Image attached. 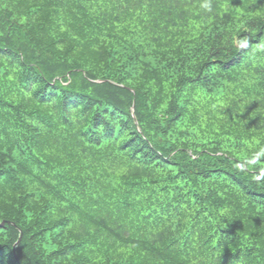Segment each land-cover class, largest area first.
<instances>
[{"label": "trees", "instance_id": "obj_1", "mask_svg": "<svg viewBox=\"0 0 264 264\" xmlns=\"http://www.w3.org/2000/svg\"><path fill=\"white\" fill-rule=\"evenodd\" d=\"M0 264H264V0H0Z\"/></svg>", "mask_w": 264, "mask_h": 264}, {"label": "water", "instance_id": "obj_2", "mask_svg": "<svg viewBox=\"0 0 264 264\" xmlns=\"http://www.w3.org/2000/svg\"><path fill=\"white\" fill-rule=\"evenodd\" d=\"M3 225H5V223H3L2 226H3ZM22 236H23V235L21 234V238H20L19 242L17 243L16 248H17V247L19 246V244L21 243Z\"/></svg>", "mask_w": 264, "mask_h": 264}]
</instances>
